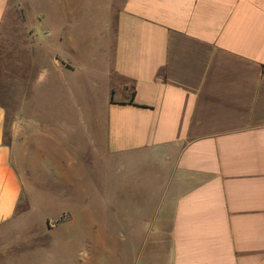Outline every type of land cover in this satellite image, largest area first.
Segmentation results:
<instances>
[{"label": "crops", "instance_id": "obj_1", "mask_svg": "<svg viewBox=\"0 0 264 264\" xmlns=\"http://www.w3.org/2000/svg\"><path fill=\"white\" fill-rule=\"evenodd\" d=\"M15 2L22 10L16 102L31 95V107L54 98L70 103L79 93L71 74L85 76L92 65L77 32L76 7L68 0L60 13L29 16L25 4L37 1ZM7 11L8 0H0V33ZM114 11L99 34L101 66L95 68L108 95L103 127L95 110L76 111L66 139L85 158L139 156L166 171L142 244L150 247L152 228L166 225L167 251L157 257L150 248L142 264H264V0H121ZM20 105L9 115L0 102V228L12 222L23 195L16 163L28 127L17 125ZM29 126L39 147H47V123L31 118ZM76 131L83 138L77 147ZM34 223H16L13 264H81L72 247L100 241L78 231L41 248L47 243L37 236L57 225L28 234L24 229Z\"/></svg>", "mask_w": 264, "mask_h": 264}, {"label": "rangeland", "instance_id": "obj_2", "mask_svg": "<svg viewBox=\"0 0 264 264\" xmlns=\"http://www.w3.org/2000/svg\"><path fill=\"white\" fill-rule=\"evenodd\" d=\"M35 1L38 4H33V7L30 3L25 4L29 16L31 12L39 10L46 15L47 11L49 15L60 13L59 9L62 10L63 3L68 0ZM109 1L69 0L71 6L76 7L73 17L78 35L88 46L90 61L87 62H92L85 76L81 73L71 74L72 90L79 93L71 95L70 103H58L54 98L51 102L44 100L31 107V95H22L24 115L23 119L18 117L16 121L20 128H28L21 132L25 144L19 149L21 156L16 166L23 180V195L12 222L0 228V264L14 262L15 225L21 220L35 222V227L24 229L28 234L31 230L44 232L45 225H57L37 236L47 243L41 248L52 247L63 237L73 236L78 231L89 239L97 236L100 241L72 247L71 252L75 256L81 253L79 257L82 259L75 260H82L81 264L84 259H87V264H131L133 255L135 264H142L149 258L150 248L158 252L157 257L166 254V225L161 229L152 228L155 237L150 247L146 243L142 244L143 234L150 223L149 211L160 204L165 190L166 171L158 161L139 156H109L105 153L102 157L88 155L85 158L66 139L72 137L68 126L73 123L76 111L86 115L95 110L102 119L103 127V102L108 95L104 92L102 79L96 73L99 69H95L101 66V53L97 47L104 21L111 19L121 0H111L113 4ZM21 12L15 0H8L6 28L4 33H0V102L7 108L9 115L19 112L22 102L17 103L14 95L15 36L17 28L20 29L18 17ZM47 25L51 26L48 20L44 26ZM41 30L43 28L39 27V35ZM93 82L99 84V89L93 87ZM32 113L38 116L31 117ZM11 118L13 115L8 117V124ZM31 118L44 120L52 131V139L44 142L47 147H39L35 134L37 130L29 126ZM74 139L76 147L83 144L78 131ZM157 257L151 258L153 262H159Z\"/></svg>", "mask_w": 264, "mask_h": 264}]
</instances>
